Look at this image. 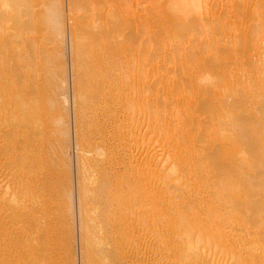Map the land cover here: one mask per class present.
Returning a JSON list of instances; mask_svg holds the SVG:
<instances>
[{
  "label": "bare ground",
  "instance_id": "bare-ground-1",
  "mask_svg": "<svg viewBox=\"0 0 264 264\" xmlns=\"http://www.w3.org/2000/svg\"><path fill=\"white\" fill-rule=\"evenodd\" d=\"M36 1L37 0H34V2L31 1V3H28L29 2L28 0H0V264H45V261H46L45 259L48 258L50 260V258L48 256L51 257V255H52L51 260L54 257H56V256H53V253H55L54 252L55 249L53 247L54 245L52 244V243H55V241H52V236L49 235L51 233H49L50 230H48V229H51V227L54 226L53 230L51 232H53V235L56 234V233L54 234V231L56 230V227H55L56 224L54 223L55 225H53V222L56 219L55 217H57V216H53V218H55V219L53 221H51L53 218H50L51 217L50 216L51 213L49 212V210H50L49 209V204L55 205L54 203H56L54 201L55 200L54 198H56V197H54V195H53V197H54L53 201L54 202H52L51 195L53 194L52 192L54 191L53 189H54V186L56 184V183L53 182V180L59 176L58 175V172H59L58 171V169H59L58 167L59 166L58 167L56 166V168H58V169H56L58 172L54 171L53 167L56 165L57 162L54 163L55 164L54 166H52L53 163H52L51 160H53V158H52V154L53 153L51 154L52 151L50 152V150L52 148H49L50 145H48V143H49L50 140L52 141V140L55 139V138L51 139L52 137L50 135H52L54 133V129L57 128V127H55L54 129L52 128V130L49 128L50 131H53V132H51V134L49 133L50 134L49 136L51 138L49 136H47V137H49L48 139L45 138L46 136L44 137V135H45L44 131L46 132V130H44V129H46V127L44 128L42 123L43 122L45 123V121L47 120V119L45 120L44 118H50L51 119L52 117L50 116V114H51L50 113L49 115L47 114L50 117H47V116L45 117L44 116V118H42V116H43L42 114L45 113V112L49 113V110L47 108L48 112L44 111V110H46V108H45V105H46L45 100L47 98L45 100H44L45 97H43V99L40 98V95L43 94V91H42V93L40 92V84H39L40 76H39V73H38V68H36L37 67L36 66V62L39 61V57H40V56H37L38 55L37 53L41 52L42 54H44L45 50L44 51L42 50V48H43L42 46L40 47L41 49H39V46H40L39 41L40 40L38 42H36V40L34 41V39H35L34 36L36 34H38L39 31H37L35 33L31 29L32 25L31 26L29 25L31 27V28L30 27L29 28L33 31L32 33H35L34 35L31 34L33 36H29L27 34V30H25V28H24V25H23V24H25L24 22H22V24H20L18 26V24L21 22L22 15L25 16V14H26V16L28 18V13L27 12L30 11L29 8L32 5V2L35 3ZM165 1L166 0H164V2ZM172 1H174V0H172ZM221 1L218 0V2H217L216 0H213V1L212 0H177V1L174 2V4L177 7V9H175L174 13L176 12V10L179 11V9H181V11L187 13L186 15H189V18H191L190 20H192L195 23V26H197V29H200V31H201L200 33H202V31H203L202 29L204 27L208 30L207 26L211 28L210 25H213L214 28H215V26H216L215 24H216V20H217L216 18H219L220 15H223L224 12L226 13L224 15H228L227 12H229L230 7H229L228 10H227V7H224V8H226L227 12H226V10H224L223 7H221V8H223L224 11L223 10L220 11L219 13H221V12H223V13L218 14L219 17H216L217 16L216 15L217 12H216V14L214 12L216 11L217 7L215 5L217 4V6H218ZM226 1L223 0V3H225ZM230 1L231 0H228V2H230ZM68 2L70 4H72V6L75 8V11L76 10H78V12L80 11V15L73 16L72 19H71L72 21L70 20L71 28H70V26L68 28H70V31L72 33V35H71L72 37L70 36V38L68 37L67 39L68 40L70 39L69 40L70 42L68 41V44L69 43L72 44L70 46H71V49L73 50L72 51L73 52V56H72V52L70 51V56H69L70 61H69V59H68V61H69V63L70 62L71 63L74 62L75 66L72 65L73 68L75 67V69H76L75 70L76 71V75L75 74L74 75H75V77L78 78V81H77L76 80L77 78H75L74 76L72 77V70H71V75H70L71 76L70 77L71 80L70 81H72V78H74V80H76V81H74V83L76 82V84H74L75 85L74 87H73V83L71 82L72 83L71 86L74 88V89L72 88V92L73 93L71 94V96L75 95L74 96L75 98L72 96V98H74L76 100V101H74L75 105H76V103L78 104V102H79L78 105L74 106L76 108L78 106V109L76 110L77 113L75 112L76 123H74L75 120H73V119H72L73 120L72 122L79 126V128L77 127L78 128L77 130L79 132L76 131L77 132L76 133L77 137L79 135V137H78L79 140L77 139L79 144H76V145H77V147L80 145V150H79L80 152H78V153H80L79 154L80 158L79 157L78 158H79L80 163L82 164V166H84L83 169H86V170H82V174L80 173L82 175L81 178H82L83 181H82L81 185L79 184L81 187L78 188V189H81V193L80 194H81V197H82V200H83L82 203H81L82 204L81 208H83L82 209V211H83L82 212V217H83V222H84L85 226H82V228L85 227L84 229L87 231L86 232L87 235L86 234L84 235L80 231L84 235L83 237H85L84 245L82 244L83 247L85 246V249L83 248L84 249L83 252H84V256H85V258H84L85 261L83 260L85 262L84 264H195V262H199L200 264H203L204 263L203 260H205L204 264H246L248 259H250V257L253 256V255L250 256L252 252L253 253L254 252L255 253L258 252L259 256H260V252L259 251H263L262 255L264 256V223L261 222L263 227L261 226V224L259 225L257 223L259 225L258 227H260V226L262 227V229L261 228L260 229L257 228L259 230L252 229V226H250V228H251V230H250V228L248 227V231L246 230L247 237H246V234H243L245 232L241 231L242 234L245 235V238H246V239H243V237H242V239H243L242 240V244H243L244 248H245L244 245L247 242L245 249L243 247H241V245H239L237 243L241 238L239 237V240H238V238L235 239V237L237 235L234 237V239H233L234 243L238 240L236 243H237V245H239V247L237 246V248H238V250H237V249L234 248V246L236 247V243L235 244L233 243L234 246L232 244V248L235 251V254L238 253L235 256V259H237V260H235L234 262H229L231 260V258H230V260L227 259L228 261L223 258V256H225V254H226V252H224V251L225 250L229 251V250L228 249H225V250L223 249L224 248V244L223 243H222L223 246H221V243H220V245H218L219 242L215 243L214 242V237H215V239L216 238L218 239V237H219L218 240L220 241V237L222 235L229 236L231 234V235L234 236L236 231L238 233V229H236L237 227L235 228L233 226V224L236 225V223L235 222H231L233 224L232 225L230 224L231 227H229V229H227V230H229V232H228V234H226L225 233V227L222 225L223 222L220 223L221 225L218 226V223L220 222V220H219V222L217 221L218 223H215L216 221H212V219H210L211 221L208 220V219H205L206 216L204 218H202V216H200L201 215L200 213H199L200 215L198 213H197L198 215L196 213L193 214V215L194 216L195 215L196 216H200L201 219L198 218L199 219L198 220L196 216L193 218V215H192L191 217L189 216L190 218H188V219L193 218L195 220V222L194 221H190V220H188L187 222H184V220H183L184 216H183L182 213L186 212V209L189 208V202H186L188 204H185V202H183V201L182 202L186 206L188 205V208L183 210L184 212L180 211L181 213L178 214L179 216L182 215V219L180 218V220H183V221L180 223V220H179V224L176 223L177 224V228H176L177 230H175V231H178V230L179 231H183L184 230V232H182V233L180 232L181 234H178L179 231L177 233L175 232L176 235H178V237H176V239L180 242L179 246H175L174 245L175 246V248H174L173 244H176L177 240L175 239L176 240L175 243H174V241H173V243H171V237H169L170 240H169V238H167V236L170 235L169 232L171 231V230L168 231L169 225H168V227H166L167 231H168V235L166 237L164 235V239L165 238L168 239V240H165V241H167V242L169 241L172 244L171 246H172V248H174V252H172V253L174 255L177 254L176 255L177 257L176 256H172V257H174V258H172L170 256L171 254H169L170 253L169 252V247H171V246H170L169 243H168L169 244L168 251H165V253L166 252H169V253H166V254L162 255V253H161L162 248L164 246H166L167 243L165 241H163L164 239L159 237L160 233L158 235L159 238L158 237L156 238V235H155L156 232L153 233V224H157V223L156 222L153 223V219L151 217V213H152V210L154 208L151 207V196L153 194L151 193L152 195H150V192L153 190V186L151 187L152 189L150 190V185L149 184L152 181L150 182V179H149V183L145 182V181H144L145 183H143V180H146V179L148 180V177L151 175L150 169L152 168L153 164L151 165L150 161H152L151 160L152 158L150 159L146 155L145 157L143 156V158H141V159H143V161L140 162L139 161V155H138V152H137L138 150H137V147H136L137 146V138H138V132H137V128H138L137 127V125H138L137 124V122H138L137 121V111H138V105H139L138 102L140 100L139 96H138V93H137V88L138 87L137 88L135 87L136 81H137L136 77H138L137 76L138 75L137 72H138V69H140V67L138 65L139 64L138 59H140V56H138L139 54H138V48H137L138 47V42H136L137 38H139V36H138L139 35L138 18H137L138 15H137V11L135 9L137 1L136 0H68ZM162 2H163V0H162ZM245 2L242 3L239 0V2H238L239 3L238 5L240 7L239 9H241V5H242V7L246 5V4H244ZM240 3H242V4H240ZM27 4H28V6H27ZM247 4H249V3H247ZM222 5H224V4H222ZM225 5H227V4H225ZM228 5H230L232 8L235 6V5L233 6V1H232V5H231V3H229ZM257 5H259V4H257ZM34 6L33 5L31 6V8H32L31 10L33 12L35 10V9L33 10ZM39 6H40V4H39ZM39 6H37V7H39ZM72 6H70V7L72 8ZM159 6H161V5H159ZM163 6H165V5H163ZM171 6L173 7L172 2H171ZM220 6H218L219 9H220ZM66 7H68V6H66ZM70 7H68V8H70ZM263 8H264V6H263ZM236 9H238V8H236ZM161 10H163V9L161 8ZM173 10H174V8H173ZM42 11H43V9H42ZM242 11H243V9H242ZM43 12H45V11H43ZM258 12H260V11H258ZM72 13H73V11H72ZM154 13H155V11H154ZM237 13H238V10H237ZM243 13H244V11H243ZM248 13H250V12L248 11ZM260 13H262V12H260ZM34 14H35V12H34ZM178 14H180V13H178ZM239 14H240V11H239ZM254 14H255V12H254ZM31 15L33 16V14H31ZM37 15L35 14L33 17L32 16H30V17L34 18ZM158 15H160V14H158ZM170 15H172V13ZM263 15H264V13L261 14V16H263ZM43 16H45V15H43ZM259 16H260V14H259ZM259 16H258V20L260 21L262 18L259 19ZM70 17H71V15H70ZM221 17H220V19H221ZM31 18H29V21L33 20ZM46 18H48V17H46ZM49 18H51V17H49ZM249 18H251V17H249ZM37 19H39V18H37ZM220 19H219V21H220ZM18 20H20V21L16 22ZM68 20H69V17H68ZM165 20H166V18H165ZM165 20H164V22H165ZM222 20H224V19L222 18ZM255 20H257V19H255ZM11 21H13V23L16 22L18 24L14 23V24H16V26H14V25L10 26V24H12ZM22 21H26L25 18L22 19ZM33 21H31V22L33 23ZM39 21H41V20L39 19ZM39 21H37V22H39ZM259 21H257V22H259ZM7 22L10 23V24H8ZM203 22H205V23L203 24ZM226 22H227V20H226ZM260 22L261 23H259V25H261L262 22H263L262 26H264V17H263L262 21H260ZM6 23L9 26H7ZM35 23H34V25H35ZM39 24H41V23L39 22ZM247 24H248V22H247ZM34 25H33V28H35V26H36V25L35 26ZM202 25H203V28H202ZM255 25H256V23H255ZM259 25H257V27ZM175 26H177V25H175ZM185 26H187V25H185ZM37 28H39V27H37ZM233 28H234V26H233ZM223 29H224V27H223ZM259 29H260V27H259ZM262 29H264V28H262ZM225 30H226L225 31V33H226L227 29L225 28ZM42 31H43V28H42ZM157 31H156V33H157ZM205 31L206 30L203 31L202 35H205L204 34ZM30 32L31 31L29 30V34H30ZM67 32H68V34L70 33L69 31H67ZM145 32H147V31H145ZM258 32H259V30H258ZM200 33H198V35ZM42 34H41V36H42ZM259 34H258V36H259ZM228 35H230V34H228ZM37 36H39V35H36V38H37ZM179 36H180V34H179ZM206 36H207V34H206ZM42 38L43 37H41V39ZM71 38H73L72 41H71ZM254 38L258 40V38H256V37H254ZM259 38H260V36H259ZM217 39L219 40V38H217ZM237 39L238 38H236V40ZM263 40H264V38H263ZM41 42H42V40H41ZM34 44L35 45L38 44V46H36V49L38 47V49L42 50L43 52L42 51H38V49L36 50L38 52H36V51L34 52V50H35V45ZM237 44H239V43L237 42ZM41 45H43V44H41ZM72 46H73V48H72ZM229 47L232 48L231 46H229ZM234 47H236V46H234ZM144 48H147V46L144 47ZM216 48H218V47H216ZM141 49H142V47H141ZM226 50H227V48H226ZM235 51H236V49H235ZM251 51H252V49H251ZM35 53L37 55H35ZM47 54H49V53H47ZM240 54H243V53H241V51H240ZM45 55H46V53H45ZM196 55H198V54H196ZM40 59H42V56H41ZM260 59H261V57H260ZM43 60H45V58H43ZM256 62H258V61L256 60ZM40 63H41V61H40ZM43 63H45V62L42 61L41 66L43 65V67H45V66L47 67V64L45 65ZM262 64L264 65V63H262ZM262 64H260V65L262 66ZM48 65H50V64L48 63ZM247 65H246V69H247ZM41 66H40V68H42L44 70L45 68H43ZM259 67L260 66H258V69H259ZM250 69L251 68H249V70ZM43 70L39 71V72H43ZM48 70H50V69H48ZM209 70H211V69H209ZM215 70H217V69H215ZM263 70L264 69H262L260 71H257V72H259V75H261L260 78H262V75L264 74V73L260 74V72L261 71L263 72ZM75 71H74V73H75ZM242 71H244V70H242ZM219 73H220V71H219ZM43 74L45 76V73H43ZM68 75H69V73H68ZM51 77H53V76H51ZM51 77H49V78H51ZM263 77H264V75H263ZM226 78H227V76H226ZM42 79H40V80H42ZM45 79H46V77L44 78V80ZM44 80H42V81L45 83V85H47L46 84L47 80L46 81H44ZM68 80H69V78H68ZM234 80H236V78ZM48 83H49V81H48ZM45 85L43 84V86H45ZM261 86H263V85H261ZM45 87H44V91H45ZM48 87H47V89H48ZM49 88H51V87H49ZM260 88H262V87H260ZM48 90L45 91V94L48 93ZM263 90H264V88H262L261 91H263ZM52 91H53V88H52ZM143 92H145V91H143ZM150 93H151V91H150ZM68 94H70V93H68ZM48 95H51V94L48 93ZM44 96H47V95H44ZM255 98H256V96H255ZM40 99H42V101L44 100L45 105H44V102H43L42 106H40V104H38V100L40 102ZM49 99L50 98L48 97V100ZM74 99H72V100H74ZM147 99H145V100L147 101ZM252 99L254 100V97ZM263 99H264V97H263ZM246 100H248V99H246ZM51 101H53V100H51ZM235 101L236 100L234 98L233 103ZM254 101L258 103V101H256V100H254ZM145 104H146V102H145ZM238 104H240V102ZM246 104L245 105L241 104V105L242 106H246ZM43 105H44V107H43ZM47 105H48V103H47ZM141 105H142V103H141ZM230 105H232V104H230ZM257 105L260 108H264V103H262V102H259ZM222 106H223V104H222ZM254 107H256V106H253V108ZM50 108H52V107H50ZM249 108H251V107H249ZM225 110L227 111V109H225ZM50 111H51V109H50ZM243 111H245V109ZM223 115H224V113H223ZM149 117H151V115ZM225 118H227V117L225 116ZM232 118H230V119H232ZM61 119H63V118H61ZM215 119H216V117H215ZM210 120H212V119H210ZM238 121H240V120H238ZM215 124H216V122H215ZM46 125H47V123H46ZM46 125H44V126H46ZM50 125H52V124H50ZM217 125H219V124H217ZM240 125H243V124H240ZM254 125H257V124H254ZM53 126H55V125L53 124ZM48 127H50V126H48ZM84 127L85 128L87 127L88 131L85 130L84 132H82L83 129H85ZM227 128H229V127H227ZM256 128H258V127L256 126ZM216 129H217V127H216ZM245 129H248V128H245ZM245 129H242V130H245ZM49 130H47V132ZM239 131H241V130H239ZM242 132L244 133V131H242ZM242 132H240V133H242ZM67 133H69V132H67ZM231 133H233V132H231ZM231 133H229V134H231ZM247 134L249 135L248 131H247ZM250 134L253 135V132L250 133ZM46 135H48V133H46ZM52 136H54V134ZM211 137H210V140H211ZM219 137L222 138L221 136H219ZM234 137H235V135H234ZM249 137H251V136L249 135ZM258 137H259V135H258ZM226 138H227V136H226ZM58 139H60V138H58ZM223 139H224V136H223ZM236 140L237 139H235V141ZM249 140H246V141H249ZM77 141H76V143H78ZM124 141L126 143V146H123V142ZM231 141H232V139H231ZM208 142L206 144H208ZM127 143H128V145H127ZM200 143H201V141H200ZM227 143H228V141H227ZM55 144H57V143H55ZM147 144H148V142H147ZM206 144H205V146L203 144V146L205 147L204 150H206V147H208V146H206ZM215 144H217V143H215ZM243 144H246V143H243ZM259 144H261V143H259ZM52 145H54V144H52ZM256 145H258V144L256 143ZM248 146H249V144H248ZM54 147H55V145H54ZM252 147H253V145H252ZM55 148L53 149V151L55 150ZM256 148H258V147H256ZM226 149H227V147H226ZM170 150H171V148H170ZM247 151H248V149H247ZM261 151H262V149H261ZM206 152H208V151H206ZM173 153H174V151H173ZM218 153H220V152H218ZM242 153H244V152H242ZM205 154H202V157ZM222 154H220V155L223 157L224 155H222ZM231 154H232V152H231ZM252 154H253V152H252ZM261 154H262V152H261ZM197 155H200V154H197ZM209 155H211V153ZM227 155H229V154H227ZM263 155H264V153L262 154V156ZM53 156H55V155H53ZM221 156H220V158H221ZM205 157H207V156H205ZM218 157H217V159H219ZM263 157H261V158H263ZM241 158L242 157H240L239 160H241ZM230 159H232V158H230ZM55 160H56V158H54L53 162ZM153 160H154V158H153ZM210 161H212V160H210ZM233 161H235V160H233ZM212 162H214V161H212ZM51 163H52V165H51ZM182 163H184V162L182 161ZM228 163H229V161H227V164ZM241 163L243 164V163H246V162L242 161ZM208 164H210V162L207 163V165ZM219 164H221V163H219ZM219 164H218V166H219ZM223 164H225V163H223ZM227 164H225L224 166L223 165L219 166V168L222 167V168L225 169V166ZM229 164L231 165V163H229ZM232 164H234V163L232 162ZM239 164H240V162H239ZM252 164H253V162H252ZM150 165H151V168H150ZM245 165L246 164H243V166H245ZM206 166H204V167H206ZM213 166H215V165H213ZM80 167H79V169H82ZM226 167H228V165ZM230 167H233V166H230ZM236 167H235V169H236ZM238 167H239V165H238ZM250 167H251V165H250ZM255 167H257V166H255ZM255 167H253L254 170L256 169ZM242 168L244 169V167H242ZM242 168H241V170H242ZM211 169L213 170V168H211ZM139 170H140V172H141V170L144 172V174H143L144 176L141 173L140 174L142 175V177L139 175ZM55 172L57 174H55ZM206 173H202V174H206ZM234 173H235V171H234ZM239 173L240 172L238 171V174ZM55 175H58V176L55 177ZM209 175H210V173H209ZM66 177H68V176H66ZM173 177H175V176H173ZM206 177H208V176H206ZM221 177H223V176L221 175ZM259 177H261V176H259ZM259 177H257V178H259ZM61 178H62V176H61ZM229 178H230V176H229ZM59 179H60V177H59ZM171 180H172V178H171ZM231 180H232V178H231ZM68 181H69V179H68ZM79 181H81V180H79ZM179 181H181V180H179ZM252 181H254V180H252ZM257 181L255 179V182H257ZM55 182H56V180H55ZM214 182L217 183V181H214ZM226 182H227V180H226ZM63 183H65V181ZM78 183H80V182H78ZM163 183H164V181H163ZM220 183H222V182H220ZM244 183H245V181H244ZM126 184L129 185V187L131 189L135 190V195L131 196V194H129L128 196H126L128 193L127 194L122 193L120 188L123 185H126ZM206 184H207V182H206ZM224 184H225V181H224ZM231 184L232 183L229 184V182H228V185H231ZM247 184H249V183H247ZM139 186H141L142 191H138L139 188H140ZM175 186H176V184H175ZM185 186H187V185H185ZM221 186H219V187L217 186L218 187L217 188L218 191L220 190ZM56 187L57 186H55V189L58 188V187L57 188ZM225 187H224V190H225ZM61 189H63V188H61ZM185 190H186V188H185ZM226 190H230V188L229 189L227 188ZM56 191H55V193H59V192H56ZM179 191H180V189H179ZM262 191H260V192H262ZM165 192H164V194H165ZM188 192L191 193V191H188ZM243 192H245V191H243ZM225 193H226V191H225ZM232 193H233V191H232ZM55 196H56V194H55ZM63 197H64V195H63ZM196 197H198V196H196ZM208 197H209V195H208ZM223 197H224V195L222 196L221 205L223 207H225V209H227L226 211H229V208H231V207L233 208V206H235V205H237L235 207H238L239 205L242 206V204H240V202L239 203L237 202V200H239V199L236 198V197H235L236 198V200H235L236 202L231 200L233 198H228V200H227L226 198H223ZM66 198H67V196H66ZM178 198H179V194L177 195L176 198L174 197L173 199L178 201ZM194 198H195V196H194ZM239 198L243 199V195L241 197H239ZM49 199H51V200H49ZM58 199H56V201ZM153 199H152V201H153ZM179 199H181V198H179ZM207 199H209V198H207ZM260 199H259V201H260ZM211 200H213V199L211 198ZM211 200L209 199V204L210 203L212 204V202L213 203L216 202L214 200L212 202H210ZM177 201L173 200V203L177 202ZM184 201H186V200H184ZM203 201L204 200H202V202ZM182 202L178 201V204L179 203L182 204ZM252 202H254V201L252 200ZM139 203H142L144 205V208H145L144 215L146 216V218L143 219V220L140 219V217H139L140 213H138V212H140V211H138V209H136L137 205ZM173 203H171V204H173ZM241 203H244V199H243V201ZM56 204L59 205V203H56ZM181 204H180V206H181ZM184 204H182V206H184ZM190 204H192V203L190 202ZM219 204L220 203L217 204V202H216V205H219ZM253 204H255V202ZM251 205H252V203L250 204V206ZM63 206H61V207H63ZM119 206H123V207L122 208H118ZM180 206H179V208H180ZM219 206H216V207L219 208ZM50 207H51V205H50ZM175 207H177V204L175 205ZM175 207L173 208V211L176 209ZM64 208H66V207H64ZM179 208L176 209V212L174 211L175 214H177V210ZM191 208L192 207L189 208L191 210L189 213L192 214L194 212V210L192 212ZM257 208H255V209L257 210ZM54 209L57 212V210L59 208L57 209V207H56ZM182 209H180V210H182ZM197 209H199V208H197ZM204 209H206V207H204ZM208 209H209V206H208ZM222 209L224 210V208H222ZM260 210H261V208H260ZM263 210H264V203H263ZM65 211H63V212H65ZM78 211H79V209H78ZM60 212L62 213V211H60ZM178 212H179V210H178ZM251 212H250V214H251ZM256 212L257 211H255V213ZM258 212H259V210H258ZM55 213L53 212V214H55ZM164 213L165 212H163V214ZM168 213L171 214L169 212V210H168ZM168 213L166 212V214L168 216H170L169 218L172 219V216L169 215ZM187 213H188V211L186 212V214L184 213V215H187ZM246 213H248V212H245V215H247ZM255 213H254V215H255ZM191 214H189V215H191ZM206 214H207V212H206ZM55 215H57V214H55ZM58 215H59V213H58ZM178 215H175L176 217H174V218H178L179 219V217H177ZM168 216H167V218H168ZM262 216H264V215H262ZM164 217H166V216H164ZM185 217H188V216H185ZM58 218L60 219V217H58ZM49 219H51V220H49ZM59 219H56V220L59 221ZM178 219L175 222H178ZM193 219H191V220H193ZM168 220L169 219H167L166 221H168ZM215 220H216V218H215ZM221 220H224V219H221ZM231 220H232V218H231ZM247 220H248V218H247ZM49 221H51V222L49 223ZM185 221H186V219H185ZM204 221H205L204 225L207 228L205 226H203V222ZM226 221H224V222L226 223ZM263 221H264V219H263ZM62 222H64V221H62ZM196 222H197L196 225H198V224L201 225L202 224L203 229H202L201 226H199L200 228L199 227L196 228V226L193 225V223H196ZM50 224H52L51 227H50ZM62 224H61V226H62ZM164 224L163 223L161 224L162 228H163V226L166 225V224L165 225ZM237 224H238V222H237ZM77 225H79V224H77ZM157 226L158 225H156L155 227L157 228ZM160 226H159V228H160ZM191 226H192V228L194 227V229H192ZM221 226L224 227V229H223L224 231L223 232H220V228L219 227H221ZM204 227H205V229H204ZM223 227H221V228H223ZM240 227L241 226H240V223H239V229H240ZM54 228H55V230H54ZM159 228L157 230H159ZM162 228H161V230L164 229V228L163 229ZM173 228H174V226H173ZM208 228H209V230H208ZM58 229L60 230L59 227H58ZM141 229L144 230V232L140 231V232H142V235H140L138 233L139 230H141ZM170 229H172V227H170ZM167 231H166V233H167ZM243 231H245V229ZM56 232H57V230H56ZM62 232H63V230H62ZM164 232H162V233H164ZM171 233H173V232H171ZM209 233L211 235H209ZM239 234H238V236H239ZM231 235L228 237L229 239H230ZM240 236H241V234H240ZM172 237H174V236H172ZM54 238L55 237H53V240H54ZM58 239H61V237H59ZM224 241L222 240L220 242H224ZM243 241H244L245 244L243 243ZM239 242L241 243V240ZM59 243H57V245ZM224 243H226L228 245L229 242L227 241V242H224ZM57 245H56V247H57ZM215 246L221 247L223 250L220 251L219 249H221V248H216ZM172 248H170V249H172ZM232 248L230 250H232ZM57 249L58 248H56V250ZM165 249L166 248L164 247V250ZM187 254H189V255L192 254L193 255V260L191 259V257H187L186 258L185 256ZM232 254H234V252H232ZM232 254H231V256H232ZM178 255H179V257H178ZM216 255H218V257H220V256L221 257L220 258H216L215 257ZM226 255H228V253ZM239 255H240V257H238ZM262 255L260 257H262ZM180 256H181V259H180ZM229 256L230 255H228L227 258H229ZM262 258H264V257H262ZM233 259H234V257H233ZM253 259H255V257H253ZM256 260H258V259H256ZM259 261H260V259H259ZM261 262H258V263L260 264ZM52 263H56V262L53 261ZM52 263L50 262L49 264H52ZM82 264H83V262H82ZM247 264H249V263H247Z\"/></svg>",
  "mask_w": 264,
  "mask_h": 264
},
{
  "label": "rangeland",
  "instance_id": "rangeland-1",
  "mask_svg": "<svg viewBox=\"0 0 264 264\" xmlns=\"http://www.w3.org/2000/svg\"><path fill=\"white\" fill-rule=\"evenodd\" d=\"M28 1H29L28 3H31V1L34 2V0H28ZM136 1H137V3H136V6H135V9H136L137 15H138L137 18H138V30H139V35H138L139 38H137L136 42H138V47H137L138 48V54H139L138 56H140V59H138V62H139L138 65H139L140 69H138V72H137V74H138L137 76L138 77H136L137 81H136V85H135L136 88L138 87L137 88V93H138V96H139V99H140V100L138 99L139 100V102H138V104H139L138 105V111H137V121H138L137 122V124H138L137 125V127H138L137 128V132H138V138H137V146L136 147H137V150H138L137 152H138V155H139V161L140 162L143 161V159H141V158H143V156L145 157L147 155L150 159L152 158L151 159L152 161H150V164L151 165L153 164L152 168H151V165H150V168H151L150 169V173H151V175L148 177V180L146 179L147 181L143 180V183H145V182L149 183V179H150V182L152 181L149 184L150 185V190L152 189L151 187L153 186V190L150 192V195L153 194L151 196V207L154 208L152 210L151 217L153 219V223L154 222L157 223V224H153V233L156 232V234H155L156 238L158 237V235L160 233L159 237L164 239V235L166 237L168 235V231L171 230L169 232L170 235H168L167 238L171 237V243H173V241L175 243V241L177 240L176 237H178V235H176V233L179 231V230L178 231H175V230H177L176 228H177V224H179L180 218L182 219V215L179 216L178 214L181 213L180 211H183L186 208H188V205L186 206L185 204H188L186 202H189V208L192 207L191 208L192 212H193V210H194V212L192 214L189 213L191 210L188 208L189 210L186 209V212L188 211V213L191 214V215H189L188 213H187V215H184V213L186 214V212L183 211L184 213H182V214L184 216L183 217L184 222H187L188 220L195 222V220L193 218L196 215L194 216L193 214H195V213L199 214L200 213L201 215L200 214L199 215L202 216V218H204L206 216L205 219H208V220L212 219V221H216L215 223H218L219 220H220V222L218 223V226L221 225L220 223L223 222L222 225L225 227V233L226 234H228V232H229V230H227V229H229V227H231L230 224L231 225L233 224L231 222H235L236 223V225L233 224V226L235 228L237 227L236 229H238V233L236 231L234 236L229 233L231 235L230 239L232 238L231 240L228 238L230 235L229 236L222 235L220 237V241H222V240L223 241L225 240L224 242L228 241L229 242L228 245L226 243H224V242H220L218 240L219 237H218V239L217 238L215 239V237H214V242L215 243L219 242L218 245H220V243H221V246H223V244H224V248L223 249L224 250L228 249L230 251L229 252V251L225 250L224 252H226V254L228 253V255H230V256H229V258H227L228 255L225 254V256H223V258L226 259V260L227 259L230 260V258H231V260L229 262H234L235 260H237V259H235V256H236V254H238V253L235 254V251L232 248V244L234 243V240H233L234 237L236 235L238 236L239 233L241 234V236L239 234L238 237L237 236L235 237V239L238 238V240H239V237H240L241 238L240 239L241 243L239 242L240 240L239 241L237 240L238 242L236 240L235 241L239 245H241V247H243L242 240L246 239L245 235H243V234H246V230L248 231V227L250 228V226H252V229L259 230L260 228L262 229V227H263L261 222L264 223V221H263L264 216H262V215H264V210H263V203H264V187H263L264 186V157L263 156L264 155L262 156V154L264 153V150H263L264 149V145H263L264 144V125H263L264 124V108H260L257 105L259 102L264 103V99H263L264 90L261 91L262 88H264V77H263L264 74L262 75V78H260L261 75H259V72H257V71H260V70L264 69V65L262 64V63H264V40H263V38H264L263 37L264 36V33H263L264 29H262V28H264V26H262L263 22H262L261 25H259V23H261L260 21H262V19L264 17V15L261 16V14L264 13V8H263L264 0H247V1L246 0H243V1L240 0L242 3L246 1L244 3L246 5L243 6V7L241 5V9H239L240 7L238 5L239 4L238 3L239 0H231L230 2H228V0L227 1L225 0L226 1L225 3H223V0L222 1L220 0L221 1L220 4L218 3L219 4L218 6L221 5L220 9L217 6V4L215 5L217 8L214 6L216 8V11L214 13L216 14V12H217V14H216L217 16L216 15L215 16L219 17L218 14L223 13V12H221V13H219V12L222 11L224 7H227V10L230 7L229 12H227L226 8H224V10H226L228 15H224V14H226L224 12L223 15H220V17L222 16L221 19H220V17L216 18L217 20H216L215 28H214L213 25H210L212 29L207 26L209 31L205 27H204L205 28L204 29L203 25H202V28H203L202 30L203 31L206 30L204 32L205 35H202L203 31H202V33H200L201 32L200 29H197V26H195V23L192 20H190L191 18H189V15H186L187 13L181 11V9H179V11L176 10V12L174 13L175 9H177V7L174 4V2L177 1V0H174V1L166 0L165 1L166 3L164 2V0H163V2H162V0H159L160 2L158 0H136ZM216 1L218 2V0H216ZM232 1H233V6L235 5L233 8L230 5H228L229 3H231V5H232ZM33 2H32V5L33 6L35 5L36 7L39 6V4H40V6L37 7V8L34 6L33 10L35 9L34 12H35L36 15L40 14L39 16L37 15L38 17L37 16L36 17L39 18L41 21H39V19H37L36 17H34V18L30 17V16H32L31 14H33V16L35 15L34 12L31 10L32 9L31 8L32 5H31L30 8L28 7L29 10H30V11L27 12L28 13V18L26 16V14H25V16L22 15V19L25 18V20L27 22L26 21H22V19H21V22L19 24L16 23V22H19L20 20L14 22V23L18 24V26H19L20 24H22V22H24L25 23V24H23L24 28H25V30H27V34L29 36H33L37 31H39L40 34L38 33L36 35H39L40 37L37 36V38H38L37 39L36 35H35L34 36V38H35L34 41L36 40V42H38L40 40L39 41V44H40L39 49H41L40 47L42 46L43 47L42 50L43 51L45 50V53H46V55H45V53L42 54L41 52L37 53L38 55L35 53V55L40 56L39 57V61L36 62V66H37L36 68H38V73H39L40 79L43 78L42 80H44V78L46 77V79L44 81L47 80V82H46L47 85H45V83L42 80H40V79H39V84H40V92L42 93V91H43V94L40 95V98L43 99V97H45L44 100L47 98L46 99L47 101L45 100V102H46V105H47V103H48V105L46 106L44 100L42 101V99H40V102L38 100V104H40V106H42V104L44 102V105H45V108H46V110H44V111L48 112V110H49V113L45 112V113L42 114L43 115L42 118H44V116L45 117L46 116L47 117L51 116L53 118V119L52 118L51 119L50 118H44L45 120L46 119L47 120L45 121L43 119L45 121V123L43 122L42 124H43L44 128L46 127V129H44V130H46V132L44 131V133H45L44 137L46 136L45 138H47V139L50 136L52 137V138L50 137L51 139L55 138L52 141L49 139L50 141H49L48 145H50L49 148H52L50 150V152L52 151L51 154L53 153L52 154L53 160H54V158H56V160L54 162H53V160H51L52 163H53V165H52V163H51V165L54 166L55 165L54 163L57 162L56 165L53 168H54V171H56V172L59 171L58 172L59 176L55 175V177L56 176H58V177L53 180V182L56 183L55 186H57L58 188L56 187L57 189H55V186H54V189H53L54 191L52 192L53 194L51 195V197H52L51 199H52V202L55 201L56 203H59L60 206L58 204H56V203H54L55 205L49 204V209H50L49 212L51 213V215H50L51 217L50 218H53V216H57L55 218L59 219L58 217H60L61 220L59 219V221H60L59 222L55 218H53L52 220L49 219L51 221H53L55 219L54 222H53V225L56 224L55 227H56V230H57V232H56V230L54 228V230H55L54 234L56 233L55 234L56 236L53 235V232H51V231L53 230L54 226L51 227L52 224H50L51 229H48V230H50L49 233H51V234H49V235L52 236V241H55V243L56 242L57 243L60 242V243L57 245V243L55 244V243L51 242L54 245V246L53 245L52 246L55 249V251H54L55 253H53V256H56V257H54L51 260L52 255H51V257L48 256L51 261L47 258V259H45L46 260L45 264H47L49 261L51 263L53 261L56 262V263H52V264H57L58 262H59L58 264H82V262L84 264L85 263L84 262L85 261L84 260L85 256H84L83 250L85 249V246L83 247V245H84L85 237H83V236L86 234L87 231L84 229L85 227L82 228V226H85V224L83 222V217H82V212H83L82 209L83 208H81V206H82L81 203H82L83 200H82V197H81V194H80L81 193V189H78V188L81 187L80 185H81V183L83 181L82 178H81L82 170H86V169H83L84 166H82V164L80 163V160H79V158H80L79 154L80 153H78V152H80L79 151L80 150V145L78 147L76 145V144H79V142L77 141V139L79 140V138H78L79 135L77 137V134H76L77 133L76 131H78L77 129L79 128V126L74 124V123H76L75 112L77 113L76 110L78 109V106H77V108L74 107V106L78 105L79 102H78V104L76 103V105H75V102H74V101H76L74 99L75 95L74 96L72 95L74 97V98H72L71 94L73 93L72 92V88L75 86L74 84H76V82L74 83V81H76V80L78 81V78L75 77V75H76V71L75 70L76 69H75V67L73 68V66H75L74 62L73 63H71V62L69 63V61H70V58H69L70 51L72 52L73 50L71 49V46H70L72 44H70V43L68 44V41L70 39L69 40L67 39L68 37L70 38V36L72 35V33L70 31V28H71L70 20L72 19L73 16L80 15V11L79 12H78V10L75 11V8L72 6V4H70L71 3L70 1H69L70 3L68 2V0L67 1L66 0H43V1L42 0H37L35 3H33ZM171 2H172L173 7L171 6ZM221 3L224 4V5H222ZM242 3H240V4H242ZM247 3H249V4H247ZM256 3L259 4V5H257ZM162 4L165 5V6H163ZM225 4H227L228 6L225 5ZM69 5L72 6L73 9ZM159 5H161V6H159ZM27 6H28V4H27ZM66 6L70 7L71 9L66 7ZM221 7H223V8H221ZM161 8L163 10H161ZM173 8H174V10H173ZM236 8H238V9H236ZM42 9L45 12H43ZM242 9H243L244 13H243ZM237 10H238V13H237ZM72 11H73L74 14L72 13ZM154 11H155V13H154ZM239 11H240V14H239ZM248 11L250 13H248ZM258 11H260L262 13H260ZM254 12H255V14H254ZM41 13L43 15H45V16H43ZM171 13H172V15H170ZM178 13H180V14H178ZM158 14H160V15H158ZM259 14H260V16H259ZM70 15H71V17H70ZM258 16H259V19L262 18L260 21L258 20ZM46 17H48V18H46ZM49 17H51V18H49ZM68 17H69V20H68ZM249 17H251V18H249ZM29 18H31L33 20L35 19L36 21L35 20L33 21V20L30 19L31 21H33V23H32L31 21H29ZM165 18H166V20H165ZM222 18L224 20H222ZM219 19H220V21H219ZM255 19H257V20H255ZM164 20H165V22H164ZM226 20H227V22H226ZM37 21H39L41 24H39V22H37ZM257 21H259V22H257ZM11 22H12V24H10L8 22L7 23L10 24V26H13V25L16 26V24H14L13 21H11ZM247 22H248V24H247ZM254 22L256 23V25H255ZM7 23H6V25L9 26ZM34 23H35L36 26L34 25ZM204 23L205 22H203V24ZM29 25L30 26L32 25L31 26L32 28ZM33 25L35 26V28H33ZM175 25H177V26H175ZM185 25H187V26H185ZM257 25H259V26L257 27ZM69 26H70V28H68ZM233 26H234V28H233ZM29 27L35 33H32L33 31ZM37 27H39V28H37ZM223 27H224V29H223ZM259 27H260V29H259ZM42 28H43V31H42ZM225 28L227 29L226 33H225V31H226ZM28 29L31 31L30 34H29V30ZM258 30H259V32H258ZM67 31H69L71 34L69 33L70 34L69 35ZM145 31H147V32H145ZM156 31H157L158 34L156 33ZM198 33H200V34L198 35ZM31 34H33V35H31ZM41 34H42V36H41ZM179 34H180L181 37L179 36ZM206 34H207V36H206ZM228 34H230V35H228ZM258 34H259L260 38H259ZM41 37H43V38L41 39ZM254 37L258 38V40L255 39ZM217 38H219V40ZM236 38H238V39L236 40ZM72 39L73 38H71V41H72ZM41 40H42V42H41ZM234 42L236 44L238 42L239 44L236 45ZM41 44H43L44 46L41 45ZM36 46H38V44L35 45L34 52L38 49V47L36 49ZM146 46H147V48H144ZM229 46H231L232 48H230ZM234 46H236V47H234ZM141 47H142V49H141ZM216 47H218L219 49L216 48ZM72 48H73V46H72ZM226 48H227V50H226ZM250 48L252 49V51L253 50L254 51L252 52ZM39 49H38V51H42V50H39ZM235 49H236V51L238 50L239 52L238 51L236 52ZM38 51H36V52H38ZM240 51L243 54H240ZM47 53H49V54H47ZM143 53L144 54L146 53V54L144 55ZM196 54H198V55H196ZM41 56H42V59H40ZM72 56H73V52H72ZM260 57H261V59H260ZM43 58H45V60H43ZM68 59H69V61H68ZM256 60L258 62H256ZM40 61H41V63H42V61H44L45 63H43V64H45V65L47 64V67L45 65H44L45 67H43V65L41 66ZM48 63L50 65H48ZM260 64H262V66ZM246 65H247V69L248 70L246 69ZM40 66L45 68V69L43 70L42 68H40ZM258 66H260L262 69L259 67V69H260L259 70ZM249 68H251V69L249 70ZM48 69H50V70H48ZM209 69H211V70H209ZM215 69H217V70H215ZM42 70H43V72H39V71H42ZM71 70H72V77L74 76L75 78H77L76 80H74V78H72V81H70L71 80V78H70L71 77L70 76L71 75ZM242 70H244V71H242ZM74 71H75V73H74ZM219 71H220V73H219ZM43 73H45V76H44ZM68 73H69V75H68ZM262 73H264V70H263V72L262 71L260 72V74H262ZM51 76H53V77H51ZM226 76H227V78H226ZM49 77H51V78H49ZM68 78H69V80H68ZM235 78H236V80H234ZM48 81H49V83H48ZM71 82L73 83V87L71 86V84H72ZM43 84L46 87L43 86ZM261 85H263V86H261ZM48 86L51 87V88H49ZM44 87H45V91L49 89L48 93H50L51 95H48L47 92H46L47 94H45ZM47 87H48V89H47ZM260 87H262V88H260ZM52 88H53V91H52ZM143 91H145V92H143ZM150 91H151V93H150ZM68 93H70V94H68ZM44 95H47V96H44ZM252 96L254 97V100L258 101V103L255 102L252 99L253 98ZM255 96H256V98H255ZM48 97L50 98L49 100H48ZM234 98H235L236 101L233 103ZM72 99H74V100H72ZM145 99H147V101ZM246 99H248V100H246ZM51 100H53V101H51ZM145 102H146V104H145ZM237 102L238 103L240 102V104H238ZM141 103H142V105H141ZM222 104H223V106H222ZM230 104H232V105H230ZM241 104L242 105L246 104V106H242ZM44 105H43V107H44ZM49 106L52 107V108H50ZM253 106H256V107H254L255 109L253 108ZM249 107H251V108H249ZM47 108H48V110H47ZM50 109H51V111H50ZM225 109H227V111ZM244 109H245V111H243ZM223 113H224V115H223ZM47 114L48 115L50 114V116H48ZM150 115H151V117H149ZM225 116L227 118H225ZM215 117H216L217 120L215 119ZM61 118H63V119H61ZM230 118H232V119H230ZM72 119L75 120L74 123L72 122L73 121ZM210 119H212V120H210ZM238 120H240V121H238ZM215 122H216V124H215ZM46 123H47V125H46ZM49 123L52 124V125H50ZM53 124L55 126H53ZM217 124H219V125H217ZM240 124H243V125L245 124V125L243 126V125H240ZM254 124H257V125H254ZM44 125H46V126H44ZM48 126H50V127H48ZM256 126L258 128H256ZM55 127H57V128H55ZM216 127H217V129H216ZM227 127H229V128H227ZM49 128L51 130H52V128L53 129L55 128L54 129V133H53L54 136H52L53 134L50 135L51 132H53V131H50ZM245 128H248V129H245ZM242 129H245V130H242ZM47 130H49V131L47 132ZM85 130L88 131L87 127L85 129H83L82 132H84ZM239 130H241V131H239ZM246 130L248 131V133H249V135L251 137H249V135L247 134ZM242 131H244V133ZM67 132H69V133H67ZM231 132H233V133H231ZM240 132H242V133H240ZM252 132H253V135L250 134ZM46 133H48V135H46ZM229 133H231V134H229ZM234 135H235V137H234ZM258 135H259V137H258ZM47 136H49V137H47ZM219 136H221L222 138H220ZM223 136H224V139H223ZM226 136H227V138H226ZM210 137H211V140H210ZM58 138H60V139H58ZM231 139H232L233 142L231 141ZM235 139H237V140L235 141ZM245 139L249 140L250 142L246 141ZM76 141L78 143H76ZM200 141H201V143H200ZM227 141H228V143H227ZM147 142H148V144H147ZM207 142H208V144H206ZM55 143H57V144H55ZM215 143H217V144H215ZM243 143H246V144H243ZM256 143L259 146L256 145ZM259 143H261V144H259ZM52 144H54L56 148ZM203 144H204V146H205V144H206V146H208V147H206V150H204L205 147L203 146ZM248 144H249V146H248ZM127 145H128V143H127ZM252 145H253V147H252ZM123 146H126L125 141L123 142ZM225 146L227 147V149H226ZM256 147H258L259 149L256 148ZM54 148H55V150L53 151ZM170 148H171V150H170ZM247 149H248V151H247ZM261 149H262V151H261ZM173 151H174V153H173ZM206 151H208V152H206ZM218 152H220V153H218ZM231 152H232V154H231ZM242 152H244V153H242ZM252 152H253V154H252ZM261 152H262V154H261ZM210 153H211V155H209ZM197 154H200V155H197ZM202 154H205V155H203V157H202ZM220 154H222L224 156L222 157ZM227 154H229V155H227ZM53 155H55V156H53ZM205 156H207V157H205ZM220 156H221V158L223 160L220 158ZM217 157L219 159H217ZM240 157H242L244 160L242 158H241V160H239ZM261 157H263V158H261ZM153 158H154V160H153ZM230 158H232V159H230ZM210 160H212L214 162H212ZM233 160H235V161H233ZM182 161L184 163H182ZM227 161H229V163H231V165L229 163L227 164ZM242 161L246 162V163H243V164H246L245 166H243V164L241 163ZM209 162H210V164H208L209 165L208 166L207 163H209ZM232 162L234 164H232ZM239 162H240V164H239ZM252 162H253V164H252ZM219 163H221V164H219ZM223 163L227 164L228 167H226L227 166L226 165L225 169L222 168V167H221L222 169L219 168V166H222V165L224 166L225 165ZM212 164L215 165V166H213ZM218 164H219V166H218ZM238 165H239V167H238ZM250 165H251V167H250ZM254 165L257 166V167H255ZM56 166L57 167L59 166L58 167L59 169L56 168ZM204 166H206V167H204ZM230 166H233V167H230ZM79 167L82 168V169H79ZM235 167H236V169H235ZM242 167H244V169ZM253 167H255L256 169L254 170ZM211 168H213V170ZM241 168H242V170H241ZM56 169H58V171ZM234 171H235V173H234ZM238 171L240 172L239 174H238ZM56 172H55V174H57ZM142 172H143L142 170H141V172L139 170V175L141 177L144 174V172L143 173ZM202 173H206L207 175L206 174H202ZM209 173H210V175H209ZM221 175L223 177H221ZM228 175L230 176V178H229ZM61 176H62V178H61ZM66 176H68V177H66ZM173 176H175V177H173ZM206 176H208V177H206ZM259 176H261V177H259ZM59 177H60V179H59ZM170 177L172 178V180H171ZM257 177H259V178H257ZM231 178H232L233 181L231 180ZM68 179H69V181H68ZM255 179H256V181L258 179L259 180L257 182H255ZM55 180H56V182H55ZM79 180H81V181H79ZM179 180H181V181H179ZM226 180H227V182H226ZM252 180H254V181H252ZM64 181H65V183H63ZM163 181H164V183H163ZM214 181H217V183L214 182ZM224 181H225V184H224ZM244 181H245L246 184L244 183ZM78 182H80V183H78ZM206 182H207V184H206ZM220 182H222L223 184L220 183ZM228 182H229V184L230 183H232V184L228 185ZM247 183H249V184H247ZM175 184H176L177 187L175 186ZM185 185H187V186H185ZM217 186L218 187L219 186L222 187V188L220 187V190H221V191L219 190L220 192L218 191V189H217L218 187ZM139 187L141 188V186H139ZM224 187H225V190H224ZM61 188H63V189H61ZM140 188H139L138 191H142V188L141 189ZM185 188H186V190H185ZM227 188L228 189L230 188V190H226ZM120 189H121L122 193H124V194L128 193L126 196H128L129 194H131V196L135 195V190L131 189L129 187V185H127V184L123 185ZM179 189H180V191H179ZM55 191L59 192L60 194L59 193H55ZM188 191H191V193L188 192ZM225 191H226V193H225ZM232 191H233V193H232ZM243 191H245V192H243ZM260 191H262V192H260ZM164 192H165V194H164ZM175 193L177 195L179 194V198H181V199L178 198L179 202H182V201L185 202V204L182 202V204H184V206H182L181 203L178 204V201L173 199L174 197L175 198L177 197V195ZM55 194H56V196H55ZM53 195L56 198H54ZM63 195H64V197H63ZM193 195L195 196V198H194ZM208 195H209V197H208ZM223 195H224L223 198H226L227 200H228V198H233L231 200L235 201L236 198H238L239 200H237V202L238 203L240 202V204H242V206L239 205L238 207H235V206H237V205H235V206H233V208L232 207L229 208V211H226L227 209H225V207H223L221 205V203H222L221 200H222V196ZM242 195H243L244 203H241L243 201V199L239 198ZM66 196H67V198H66ZM196 196H198V197H196ZM207 198H209L210 200L212 198L214 201L217 202V204L220 203L219 204L220 206L216 205V202H214L215 203L214 204L212 202L213 200L210 201V202H212V204L210 203L211 204L210 205L209 204V199H207ZM258 198L259 199L261 198L260 201H259ZM51 199H49V200H51ZM56 199H58L59 201L57 200L58 201L57 202ZM152 199H153V201H152ZM172 199L174 201H177V202L173 203ZM184 200H186V201H184ZM202 200H204V201L202 202ZM252 200L255 202V204H253L254 202H252ZM190 202L192 204H190ZM171 203H173V204H171ZM175 203L177 204V207H175V205H176ZM249 203L250 204L252 203V205L250 206ZM180 204H181V206H180ZM50 205H51L52 208L50 207ZM178 205L180 206V208H179ZM61 206H63V207H61ZM208 206H209V209H208ZM216 206H219V208H217ZM56 207H57V209L59 208L58 210L56 209L57 212L59 213V215L54 209ZM64 207H66V208H64ZM122 207L123 206H119L118 208H122ZM174 207L176 209L179 208L178 209L179 212L177 210V214H175L176 209L174 210L175 212L173 211ZM204 207H206V209H204ZM197 208H199L200 210L197 209ZM222 208H224V210ZM255 208H257V210ZM260 208H261V210H260ZM78 209H79V211H78ZM136 209H138V211H140V212H138V213H140L139 214L140 219H142V220L145 219L146 216L144 215V211H145L144 205L142 203H139L137 205ZM180 209H182V210H180ZM168 210H169V212L171 214L168 213ZM254 210L257 211V212L255 213ZM258 210H259V212H258ZM60 211H62V213ZM63 211H65V212H63ZM53 212L54 213L56 212L55 214H57V215L53 214ZM163 212H165V213L163 214ZM166 212L169 215L172 216L173 220L171 218H169L170 216H168L166 214ZM206 212H207V214H206ZM245 212H248L249 214L246 213L247 215H245ZM250 212H251V214H250ZM254 213H255V215H254ZM163 215L166 216V217H164ZM175 215H178L177 217H179V219L178 218H174V217H176ZM192 215H193V218H191V219H193V220L188 219ZM167 216H168V218H167ZM185 216H188V217H185ZM200 216H196L197 219L198 218L201 219ZM166 218L169 219V220L166 221L167 220ZM215 218H216V220H215ZM220 218L224 219V220H221ZM231 218H232V220H231ZM247 218H248V220H247ZM177 219H178V222H175V221H177ZM185 219H186V221H185ZM183 220H180V223ZM51 221H49V223ZM62 221H64V222H62ZM224 221H226V223ZM161 222L163 224L164 223L166 224V225L164 224L165 226H163L164 229L162 228V225H161L162 223ZM237 222H238V224H237ZM60 223L61 224L63 223L62 226H61ZM204 223H205V221L203 222V226H205ZM239 223H240V226H241L240 229H239ZM257 223L259 225L261 224L262 227L261 226L258 227L259 225ZM77 224H79V225H77ZM196 224H197V222L193 223V225L196 226V228L201 226L202 229H203L202 224L201 225L200 224L196 225ZM154 225L155 226L158 225L157 228ZM168 225H169V227H168ZM57 226L60 228V230L58 229ZM159 226H160V228H159ZM173 226H174V228H173ZM192 226H191V228H192ZM223 226H221V227H223ZM166 227H168V231H167ZM170 227H172V229H170ZM205 227H204V229H205ZM221 227H219L220 228V232H223L224 231L223 230L224 227L223 228H221ZM158 228H159V230H157ZM161 228L163 230H161ZM243 228L245 229V231H243L244 230ZM257 228H259V229H257ZM192 229H194V227ZM62 230H63V232H62ZM165 230L167 231V233H166ZM208 230H209V228H208ZM250 230H251V228H250ZM140 231L144 232V230L141 229L138 232L140 235H142V232H140ZM241 231L245 232V233L242 234ZM162 232H164V233H162ZM171 232H173V233H171ZM180 232L182 233V232H184V230L183 231H179L178 234H181ZM209 235H211V234L209 233ZM172 236H174V237H172ZM53 237H55L57 240L55 238L53 240ZM59 237H61V239H58ZM242 237H243V239H242ZM246 237H247V234H246ZM167 238H165L163 241L168 240ZM169 240H170V238H169ZM244 241H243V243H244ZM165 242L167 243V244L165 243L167 247L164 246L166 248L165 250H164V247L162 248V251H161L162 255L170 252L169 254H171L170 255L171 257L172 256H176L177 254L174 255L172 252H174L175 246H179L180 242L177 240L176 241L177 243L173 244V246L175 245L174 248H172V246H171L172 244L169 241L168 242L165 241ZM168 243L170 244L171 247H169ZM237 243H236V247L234 246V244H233V246H234L235 249L238 250L237 246L239 247V245H237ZM246 244H247V242H246ZM246 244L244 245L245 248H246ZM56 245H57V247H56ZM55 247L58 248V249L56 250ZM168 247H169V252L165 253V251H168ZM215 247L216 248H221V247H218V246H215ZM170 248H172V249H170ZM231 248H232V250H230ZM223 249L221 248L219 250L221 251ZM231 251L234 252V254H232ZM259 252H260V256H261L263 251H259ZM252 253H251L250 256H252V255L253 256L250 257V259H248L246 264L247 263H249V264H252V263L256 264L257 263V264H259L258 262H261V261L263 262V263L262 262L261 263L264 264V258H262V257H264L263 255H262V257H260L258 252H257L258 254L255 253V252H254L255 254L254 253L252 254ZM231 254H232V256L234 255L233 256L234 259L231 256ZM178 257H179V255H178ZM185 257L186 258L187 257H191V259L193 260V255L192 254H190V255L187 254ZM215 257L216 258H220L221 256L218 257V255H216ZM238 257H240V255ZM253 257H255V259H253ZM172 258H174V257H172ZM180 259H181V256H180ZM256 259H258V260H256ZM259 259H260V261H259ZM203 261L205 263V260H203ZM195 264H200V263L199 262H195Z\"/></svg>",
  "mask_w": 264,
  "mask_h": 264
}]
</instances>
